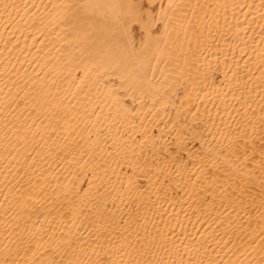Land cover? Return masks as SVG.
<instances>
[{
  "label": "bare ground",
  "instance_id": "bare-ground-1",
  "mask_svg": "<svg viewBox=\"0 0 264 264\" xmlns=\"http://www.w3.org/2000/svg\"><path fill=\"white\" fill-rule=\"evenodd\" d=\"M0 264H264V0H0Z\"/></svg>",
  "mask_w": 264,
  "mask_h": 264
}]
</instances>
